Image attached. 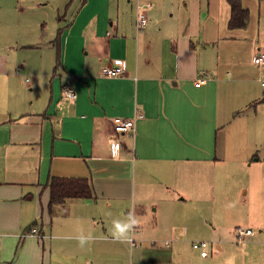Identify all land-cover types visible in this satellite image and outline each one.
I'll use <instances>...</instances> for the list:
<instances>
[{
  "label": "crops",
  "instance_id": "obj_1",
  "mask_svg": "<svg viewBox=\"0 0 264 264\" xmlns=\"http://www.w3.org/2000/svg\"><path fill=\"white\" fill-rule=\"evenodd\" d=\"M240 1L229 28L227 0H0V264H185L199 238L194 264H264V0ZM117 60L125 75L103 76ZM51 177L94 197L49 210ZM133 205L131 247L111 230ZM80 227L90 246L61 238Z\"/></svg>",
  "mask_w": 264,
  "mask_h": 264
},
{
  "label": "built area",
  "instance_id": "obj_2",
  "mask_svg": "<svg viewBox=\"0 0 264 264\" xmlns=\"http://www.w3.org/2000/svg\"><path fill=\"white\" fill-rule=\"evenodd\" d=\"M146 7H150V4H146L144 6H137V29L142 30L145 28L147 23V15H146ZM253 62L261 68H264V53H258L254 58ZM126 72V64L122 60H117L113 64L109 66H105L101 70V74L108 78H114V77H122L125 75ZM203 81L199 80L196 83L200 84ZM261 86L264 87V81L261 82ZM63 95L68 100H75L77 95L75 90L70 87L68 84L63 86ZM143 114H136L135 117L131 118H124L120 116H115L108 119L110 130L113 135H122L126 133H130L134 130L135 126V120L136 119H142ZM32 233L35 232V230L31 231ZM235 238L237 244H242L245 242V239L249 236L253 235V230L250 228H241L238 227L234 230ZM135 240L134 238L130 242V246H135ZM192 248L199 252L201 257H207L208 256V242L202 240V241H195L192 243Z\"/></svg>",
  "mask_w": 264,
  "mask_h": 264
},
{
  "label": "trees",
  "instance_id": "obj_3",
  "mask_svg": "<svg viewBox=\"0 0 264 264\" xmlns=\"http://www.w3.org/2000/svg\"><path fill=\"white\" fill-rule=\"evenodd\" d=\"M227 2L231 10L229 28L244 27L248 21V11L242 7L240 0ZM47 187L50 190L49 210L56 204L64 203L67 198L94 197L91 182L87 178L51 177Z\"/></svg>",
  "mask_w": 264,
  "mask_h": 264
},
{
  "label": "clouds",
  "instance_id": "obj_4",
  "mask_svg": "<svg viewBox=\"0 0 264 264\" xmlns=\"http://www.w3.org/2000/svg\"><path fill=\"white\" fill-rule=\"evenodd\" d=\"M138 223L139 221L135 214V205H133L126 218L112 220V240L122 244L130 243L134 237L135 228L137 227ZM61 238L65 240L75 239L78 243V246L81 248L90 246L97 239V237H95L91 231L85 232L82 227L77 228L74 234H63Z\"/></svg>",
  "mask_w": 264,
  "mask_h": 264
},
{
  "label": "rangeland",
  "instance_id": "obj_5",
  "mask_svg": "<svg viewBox=\"0 0 264 264\" xmlns=\"http://www.w3.org/2000/svg\"><path fill=\"white\" fill-rule=\"evenodd\" d=\"M264 80V77L261 79ZM260 106H262V112H260V118L262 119L263 123H264V104H260ZM67 208V207H66ZM201 239H197V240H193V241H200ZM191 243V242H190ZM190 243H185L184 244V256L186 259V263L185 264H194L195 261L194 258L191 257V255L193 254L194 256L197 255V253L192 249V247L190 246ZM254 252H258V254L256 253V255L252 256L253 257V261H257V259H259L261 256H264V242L261 244L260 247L256 248L254 250ZM130 249L127 250L126 252V256H127V260L130 261ZM134 253V251H133ZM128 263V262H127ZM183 263V261H182ZM247 264H249V262H247Z\"/></svg>",
  "mask_w": 264,
  "mask_h": 264
}]
</instances>
